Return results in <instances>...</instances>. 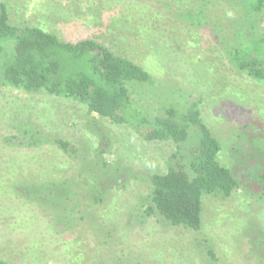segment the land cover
Returning a JSON list of instances; mask_svg holds the SVG:
<instances>
[{
    "label": "rangeland",
    "instance_id": "1",
    "mask_svg": "<svg viewBox=\"0 0 264 264\" xmlns=\"http://www.w3.org/2000/svg\"><path fill=\"white\" fill-rule=\"evenodd\" d=\"M2 2L16 25L42 26L68 39L95 37L145 66L155 85L129 87L149 115L166 105L184 109L201 101L223 144L220 160L240 186L229 198L205 197L200 231L146 216L150 175L174 163L173 143L145 141L129 126L90 114L77 100L0 83V259L264 264V81L240 72L227 54L238 41L264 35V9L252 14L245 0ZM200 5L206 19L193 25L189 17ZM57 138L71 141L88 167L63 152ZM97 176L109 193L103 199L91 191ZM41 187L65 190L66 207L78 205L64 228L55 224L49 204L40 205L28 192Z\"/></svg>",
    "mask_w": 264,
    "mask_h": 264
},
{
    "label": "trees",
    "instance_id": "2",
    "mask_svg": "<svg viewBox=\"0 0 264 264\" xmlns=\"http://www.w3.org/2000/svg\"><path fill=\"white\" fill-rule=\"evenodd\" d=\"M245 1L252 14L264 9V0ZM202 6L199 13L189 17L193 25L206 19ZM239 31L238 36H243L241 28ZM227 54L240 72L264 81V35L238 41ZM0 83L29 93L46 92L77 100L90 114L129 126L145 141L173 143L174 163L167 172L150 175L146 216H159L173 226L200 231L205 197L229 198L240 186L232 170L220 160L223 144L206 121L201 101L184 109L166 105L160 114L149 115L134 101L129 87L131 83L155 85L156 79L145 66L95 37L68 39L42 26L16 25L4 2L0 3ZM55 143L86 168L71 141L57 138ZM105 152V148L100 149L101 155ZM261 176L264 179V169ZM96 179L92 194L103 199L109 193L101 189V178ZM64 191L46 192L43 187L28 191L40 205L45 201L49 204L58 228H64L77 213L78 205L66 207L65 199L70 196ZM0 264L12 263L0 259Z\"/></svg>",
    "mask_w": 264,
    "mask_h": 264
}]
</instances>
